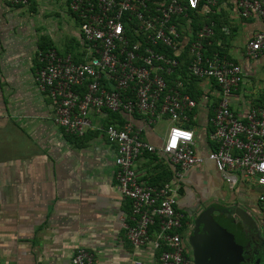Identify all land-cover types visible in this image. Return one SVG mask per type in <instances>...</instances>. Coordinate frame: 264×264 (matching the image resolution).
Instances as JSON below:
<instances>
[{
    "label": "crops",
    "instance_id": "0c3cea01",
    "mask_svg": "<svg viewBox=\"0 0 264 264\" xmlns=\"http://www.w3.org/2000/svg\"><path fill=\"white\" fill-rule=\"evenodd\" d=\"M214 1L205 11V0H200L195 16L196 24L213 30L202 52L240 66L242 80L231 93L230 109L243 116L264 95V51L255 58L246 51L253 34L264 30V18L241 17L236 0ZM190 19L183 15L177 25L180 38L174 53L182 67L193 55L189 43L196 26ZM82 43L67 0H29L26 6L0 0V264H72L78 246L92 253L94 264H129L152 251L134 248L125 236L122 220L129 218L131 202L117 189L115 145L107 141L104 127L128 121L140 129V138L156 152L135 161L138 180L160 185L178 169L161 151L173 123L166 115L148 123L137 112L90 111V125L80 136L58 126L52 100L36 85L37 53L54 47L82 61ZM192 89L199 96L187 122L197 154L205 157L215 147L209 118L219 89L207 79L195 80ZM231 174L235 180L228 183L204 158L182 172L177 206L192 219L207 209L205 221L225 216L244 236L243 252L249 254L254 239L264 248V186L243 171L235 169ZM236 207L249 215L256 230L229 212Z\"/></svg>",
    "mask_w": 264,
    "mask_h": 264
},
{
    "label": "built area",
    "instance_id": "2783aa9c",
    "mask_svg": "<svg viewBox=\"0 0 264 264\" xmlns=\"http://www.w3.org/2000/svg\"><path fill=\"white\" fill-rule=\"evenodd\" d=\"M8 1L12 5L29 4V0ZM151 1L67 0L68 9L78 21L85 58L77 61L54 47L39 50L35 81L53 102L54 122L75 136L82 135L90 125V111L137 112L148 123H155L161 115L169 118L173 124L161 151L178 169L160 185L138 180L135 161L144 153L156 152L153 145L140 138V129L126 121L121 126L108 123L104 132L107 141L115 145L117 189L131 202L130 216L122 220L125 236L134 248L152 250L150 256L141 255L129 264H192L180 232L184 218L177 206L181 174L207 158L228 183L235 180L231 173L237 169L264 186V95L243 116L234 114L230 97L242 80L241 68L217 55H204L202 40L213 30L210 25L198 29L189 43L193 55L188 74L214 80L219 99L209 118V137L215 147L205 157L197 154L193 131L180 124L189 120L196 101L182 91V78L168 83L165 77L175 73L178 60L155 47L176 50L180 33L172 19L184 15L187 8H198L200 0H160L161 4L155 6ZM214 2L205 0L204 10ZM235 5L241 17L264 18V0H236ZM246 49L252 58L264 51V30L253 34ZM173 128L191 135L173 143ZM71 262L94 264L92 253L83 246L76 247Z\"/></svg>",
    "mask_w": 264,
    "mask_h": 264
},
{
    "label": "water",
    "instance_id": "95a60500",
    "mask_svg": "<svg viewBox=\"0 0 264 264\" xmlns=\"http://www.w3.org/2000/svg\"><path fill=\"white\" fill-rule=\"evenodd\" d=\"M209 212L210 209H207L203 214L194 218L196 229H200L199 226L203 224V231L207 229L208 232L209 229L206 228L208 227V223L205 220L208 218ZM229 212H235L244 225L256 230L254 222L250 219L249 215L239 207ZM256 237H258V234H256ZM190 244L192 246L193 264H248L243 263L242 253L238 247L233 245L231 241L226 238L213 237L210 231L208 238H205L201 242L196 239H191ZM243 253L247 254L248 251L245 250ZM256 262H259V259H257Z\"/></svg>",
    "mask_w": 264,
    "mask_h": 264
},
{
    "label": "trees",
    "instance_id": "16d2710c",
    "mask_svg": "<svg viewBox=\"0 0 264 264\" xmlns=\"http://www.w3.org/2000/svg\"><path fill=\"white\" fill-rule=\"evenodd\" d=\"M160 4H161L160 0H152L151 1V5H153V6L160 5ZM209 6H211V5H209ZM197 9L198 8H196V9H188L187 8L184 11L185 12L184 15H188V16L190 15L191 16L192 21H191V19H190V21H191L192 25L196 26L194 31H197L198 29L203 27L202 26L203 23H201V22L199 24L197 23L198 25L196 24L195 16H197L196 15ZM181 16H183V15H180L178 17H174L172 19L174 22H176V25H178ZM204 23L208 24L209 21H205ZM178 31H179V29H178ZM212 35H213V33H212ZM209 38H210V36L205 38L204 40H202L204 47H207V45L209 43ZM47 46L48 45L41 46V47H47ZM155 49L159 52H164V54H166V55L175 57L178 60L177 55L174 53V51H172L170 49H167L161 45L155 47ZM42 50H44V49H42ZM178 63H179V61H178ZM189 63H190V61H189ZM189 63H187V65L183 66V67L180 66V64H178L175 73L170 75V76L167 75L165 78H166V80H168V83L170 85L174 84V80L176 78L177 79L182 78L184 80V88L182 89V91L187 92L195 100L199 96V93L197 90L192 89V85L195 83V80H198V79L196 77H193V76L188 74L187 66L189 65ZM189 126H190V123H188V122L186 123V125H184V127H187V128H189ZM211 223H213L215 225V228L211 229L210 233L215 235V237H223V238L229 239V241H231V243L233 245H235L236 247H238L241 250L242 258H243L242 261L244 263L245 262L244 258L246 257V255L243 254V249H244V238L243 237L244 236H242L239 231H236V228L226 220H223V219L215 220L214 219V221ZM150 230H153V227L150 228ZM255 259H256V257H255ZM245 263H247V262H245Z\"/></svg>",
    "mask_w": 264,
    "mask_h": 264
},
{
    "label": "flooded vegetation",
    "instance_id": "af4514ba",
    "mask_svg": "<svg viewBox=\"0 0 264 264\" xmlns=\"http://www.w3.org/2000/svg\"><path fill=\"white\" fill-rule=\"evenodd\" d=\"M224 215H225V213H224ZM214 219L215 220L223 219V220L228 221L225 218V216L221 217V216L217 215V216L211 218L210 221L213 222ZM206 222L208 223V227H206V228L209 229L208 232H207V229H205L203 231V224L199 226L200 229H196L195 228L194 219H192L190 217H187L184 214V218L182 220V225H181L180 232L182 234V243H183V246H184V251H185L186 254H188L191 257L192 264H193V258H192L193 256H192V246L190 244L191 239H196L197 241L201 242L205 238H208L209 231H211V229L215 228V225L213 223H211L209 221H206ZM236 231H238V230L236 229ZM212 236L215 237V235H213V234H212ZM253 242H254V245L252 246V248L249 249V254H246V257L244 258V260L248 264H264L263 246L261 244H259V242L256 239H254ZM255 257H256V259H255ZM257 258L258 259L261 258L259 260V262H256Z\"/></svg>",
    "mask_w": 264,
    "mask_h": 264
},
{
    "label": "clouds",
    "instance_id": "9594fccd",
    "mask_svg": "<svg viewBox=\"0 0 264 264\" xmlns=\"http://www.w3.org/2000/svg\"><path fill=\"white\" fill-rule=\"evenodd\" d=\"M171 138L172 140H176L177 138H184L187 139L190 137L191 133L190 132H185V131H180L176 129H171Z\"/></svg>",
    "mask_w": 264,
    "mask_h": 264
},
{
    "label": "snow or ice",
    "instance_id": "6c2138e0",
    "mask_svg": "<svg viewBox=\"0 0 264 264\" xmlns=\"http://www.w3.org/2000/svg\"><path fill=\"white\" fill-rule=\"evenodd\" d=\"M175 142V140H173V143Z\"/></svg>",
    "mask_w": 264,
    "mask_h": 264
}]
</instances>
